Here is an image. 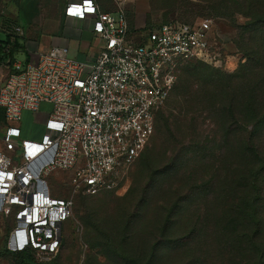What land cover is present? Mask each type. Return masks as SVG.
<instances>
[{
  "label": "built area",
  "instance_id": "built-area-1",
  "mask_svg": "<svg viewBox=\"0 0 264 264\" xmlns=\"http://www.w3.org/2000/svg\"><path fill=\"white\" fill-rule=\"evenodd\" d=\"M114 2L115 12L104 11L96 0L66 6V16L92 19L102 41L91 66L53 46L27 63L16 59L0 82V214L15 222L7 243L11 251L34 249L40 261L57 255L74 200L52 196L47 177L69 173V184L92 195L112 185L113 176L148 144L155 114L176 84L178 62L226 65L212 19L162 24L139 40L126 13L130 0ZM0 32L25 36L21 25L3 18ZM8 48L0 49V59ZM43 103L51 105L44 133L40 140L27 138L20 127L23 112H36Z\"/></svg>",
  "mask_w": 264,
  "mask_h": 264
},
{
  "label": "trees",
  "instance_id": "trees-1",
  "mask_svg": "<svg viewBox=\"0 0 264 264\" xmlns=\"http://www.w3.org/2000/svg\"><path fill=\"white\" fill-rule=\"evenodd\" d=\"M230 2L233 13L250 19L238 27L235 41L246 62L234 73L203 61L209 66L182 68L169 105L155 114L158 128L168 122L170 111L183 126L187 119L193 124V149L185 161L192 160L194 170L181 179L176 171L170 183L175 193L184 186V208L191 212L185 264H264V0ZM128 20L139 40L148 30L171 23L135 29ZM6 46L0 64L9 60L11 69L19 52L26 53V63L31 60L19 39L6 35L0 39V49ZM201 118L209 119L211 130L199 126ZM0 125L4 126L1 110ZM69 220L63 224L60 245ZM14 225L13 219L9 234ZM7 250L15 264H54L57 256L40 261L34 249L11 251L7 246Z\"/></svg>",
  "mask_w": 264,
  "mask_h": 264
},
{
  "label": "rangeland",
  "instance_id": "rangeland-1",
  "mask_svg": "<svg viewBox=\"0 0 264 264\" xmlns=\"http://www.w3.org/2000/svg\"><path fill=\"white\" fill-rule=\"evenodd\" d=\"M105 1L108 8L117 10L113 0ZM230 0H130L126 13L135 27L143 28L171 21H193L210 18L217 31V43L224 48L227 62L222 72L234 73L246 62L235 44L238 27L250 21L235 14ZM5 9V8H4ZM233 10V11H231ZM2 17L5 14H1ZM21 22L27 24L22 11ZM3 37L4 35L1 34ZM27 55L19 52L16 59L26 63ZM209 66L200 60H183L176 64L175 88L182 68ZM204 70V69H202ZM4 71H0L3 77ZM51 105L43 103L36 112L24 111L20 127L27 138L40 140L43 121ZM166 114L168 122L157 126L149 143L128 169L113 176V184L97 194L76 190L69 184L70 175L62 171L47 177L52 196L73 198V216L65 224L63 240L54 264H185L190 230V213L185 210L182 190L170 189L171 177H189L194 162L185 161L192 146V122L178 123L175 112ZM206 117V115H204ZM202 129L211 130L209 119H202ZM3 127L0 125V134ZM1 147V143H0ZM190 155V154H189ZM13 219L0 214V264H15L7 250L9 227ZM7 239V240H6Z\"/></svg>",
  "mask_w": 264,
  "mask_h": 264
},
{
  "label": "crops",
  "instance_id": "crops-1",
  "mask_svg": "<svg viewBox=\"0 0 264 264\" xmlns=\"http://www.w3.org/2000/svg\"><path fill=\"white\" fill-rule=\"evenodd\" d=\"M77 1L81 0H0V13L5 14L4 17L0 15V20L15 21L24 28L25 36L19 41L31 54V60L39 52L57 46L69 57L91 66L100 52L102 41L93 31L92 19L66 16L67 4ZM96 1L108 12H113L105 1ZM22 11L27 15V24L20 20ZM1 34L0 39L5 38L6 35L2 37ZM0 71L5 72L3 77L0 76L1 82L9 76L11 69L1 63Z\"/></svg>",
  "mask_w": 264,
  "mask_h": 264
}]
</instances>
